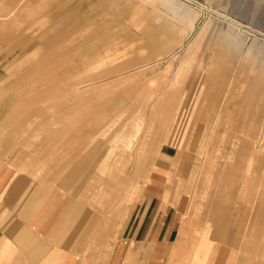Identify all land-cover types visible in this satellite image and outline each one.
Instances as JSON below:
<instances>
[{"label":"rangeland","instance_id":"374dc122","mask_svg":"<svg viewBox=\"0 0 264 264\" xmlns=\"http://www.w3.org/2000/svg\"><path fill=\"white\" fill-rule=\"evenodd\" d=\"M263 146L264 0H0V153L93 215L89 250L156 165L208 202L262 191Z\"/></svg>","mask_w":264,"mask_h":264},{"label":"crops","instance_id":"0c3cea01","mask_svg":"<svg viewBox=\"0 0 264 264\" xmlns=\"http://www.w3.org/2000/svg\"><path fill=\"white\" fill-rule=\"evenodd\" d=\"M183 171L156 165L119 240L89 250L93 215L0 153V264H264V188L221 181L208 202L192 203L206 186L176 179Z\"/></svg>","mask_w":264,"mask_h":264},{"label":"bare ground","instance_id":"6f19581e","mask_svg":"<svg viewBox=\"0 0 264 264\" xmlns=\"http://www.w3.org/2000/svg\"><path fill=\"white\" fill-rule=\"evenodd\" d=\"M248 53H249V51H248ZM180 70H181V69H180ZM181 72H183V71H181ZM181 72L178 71V72L176 73V75L173 77V78H174V79H173L174 83L178 80V78H180L179 76L181 75ZM204 91H205V90H204ZM205 96H206V94L203 93L202 96L200 97V99H203L202 97H205ZM198 101H199V99H198ZM218 111H219V110H218ZM220 116H221V115L218 114V116H217L218 119H217V118H216V119L219 120V119H220ZM199 118H200V117L197 115V116H196V120H195V122H197ZM230 118H231V117H230ZM217 120H216V122H217ZM230 121H231V120H230ZM230 121H229V122H230ZM213 124H214V122H213ZM215 124H216V123H215ZM226 124H227V123H226ZM262 125H263V124H262ZM227 129H228V128H227ZM261 129H262V128H261ZM225 130H226V129H225ZM251 130H252V129H251ZM227 131H228V130H227ZM225 132H226V131H225ZM258 132H259V131H258ZM223 134H226V135H227V133H224V132H223ZM258 138H259V137H258ZM223 139H224V138H223ZM232 139H233V138H232ZM209 140H210V139H209ZM228 141H229V140H228ZM260 141H261V139H260ZM227 144H228V143H227ZM263 147H264V146H263ZM241 148H242L243 151H248V150H250V153H251V154H253L254 156H257L256 154L258 153V150H257V149H258V146H257V144H254V142H251V141H250V142H246V143L243 145V147H241ZM261 149H262V148H261ZM261 149H260V150H261ZM262 150H264V149H262ZM230 153H232V152H230ZM253 155H252V158H254ZM259 157H260V155H259ZM260 158H261V157H260ZM258 162H259V161H258ZM218 164H220V163H218ZM237 167H240V166L237 165ZM239 171L241 172L242 169H239L238 172H239ZM127 208H128V203H125V208H124L122 211L125 212Z\"/></svg>","mask_w":264,"mask_h":264}]
</instances>
